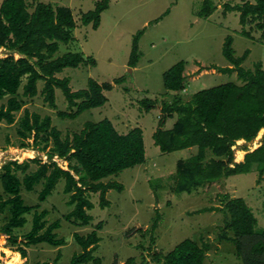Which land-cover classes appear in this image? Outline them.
Masks as SVG:
<instances>
[{
    "label": "rangeland",
    "instance_id": "374dc122",
    "mask_svg": "<svg viewBox=\"0 0 264 264\" xmlns=\"http://www.w3.org/2000/svg\"><path fill=\"white\" fill-rule=\"evenodd\" d=\"M26 1L29 6L43 1L71 8L76 21V27L72 30L74 37L67 44H60L54 56L70 51L95 61L94 65L86 61L77 68H66L57 76H69L72 91L86 88L88 78L98 83L109 82L112 89L104 91L107 98L104 105L85 110L74 118H62L59 111L74 112L76 107L68 105L59 88L55 90V106H50L40 93L42 81H38V92L33 97L23 96L20 87L16 97L21 102V108L15 112V121L12 124L0 122V167L9 160L18 163L29 161L28 170H32L37 167L36 161L32 159L37 157L41 163H49L51 160L47 151L53 146L52 140L41 151L29 146L20 147L21 138L16 128L25 108L41 116L49 115L51 125L61 132V138L72 137L85 121H99L103 118H108L119 133L139 127L143 132L145 162L111 177L118 180L123 189L120 193L113 189L106 192L105 197L109 201L107 206L99 205L97 192L90 194L93 207L88 212L92 220L84 226H76L65 219L72 205L68 204L69 197L62 192L63 183L61 185L60 181L44 202L37 198L42 183L35 184L29 191L22 187L21 197L26 204L38 205L37 211L43 208L48 210L44 217L46 226L59 220V228L53 231L57 237L65 240V244L58 247L47 243L25 245L20 243L23 237L18 238V243L13 245L3 241L0 243V264H7L14 252L19 253V248L26 252L25 258L20 254L21 264H68L74 253L81 252L74 234L87 235L93 230L100 238L93 252L100 259V264H124L128 259L134 264L142 261L144 264H164L162 261L155 262L154 255L162 256L186 238L198 244L203 240L209 242L210 248L205 252L204 264H241L234 245L218 238L224 229V220L229 221L228 211L220 209L222 205L219 194L227 193L228 198H243L256 219L254 230L260 232L264 229V173L261 176L257 171L239 173L207 185L192 187L188 192H176L174 187L179 178L177 162L189 161L196 155L197 148L192 146L163 153L154 144L152 134L157 129L163 102L172 103L180 99L183 103L200 89L228 81L241 83L235 71L223 73L206 67L210 64L230 66L222 54V43L227 34L233 37L236 56L241 55L245 49L250 50L242 66L253 69L255 63L260 62L264 69V39L258 40L261 39V32L253 26L254 23H249L245 29H251V37L241 35L239 12L224 10L226 3L241 5L245 1L255 0H210L212 12L207 18L196 15L201 0H108V8L101 12L100 24L96 29L91 24H80V17L101 0ZM165 10L169 12L165 13ZM139 30L143 31L139 39L141 56L136 66L131 68L128 66L131 42ZM7 55V50L0 47V58ZM14 57L17 58L18 54H14ZM180 60L185 61V88L181 92L167 91L163 87L162 73ZM120 77L124 81L115 83ZM7 97L0 99V105L6 102ZM143 100H151L155 105L147 111L145 107L148 103L143 102V106ZM175 121L176 115L167 118L163 129L171 127ZM262 133L260 130L251 142L236 141L232 146L233 161H243L247 152L258 147ZM240 150L243 151L242 156L238 155ZM211 157L213 155L207 149L202 163ZM221 159L226 160L227 157ZM56 161L60 167H66V161ZM231 165L233 162H230ZM17 175L23 177L20 170ZM108 180L110 178H103L102 181ZM0 193H4L1 184ZM8 196L3 194L4 198ZM210 206H217L218 209L201 211ZM33 210L24 215L26 222L14 230L16 235L23 236L28 232ZM155 215L159 217V224L153 231L151 219ZM9 216L8 211L0 214V225ZM99 222L101 228L96 227Z\"/></svg>",
    "mask_w": 264,
    "mask_h": 264
},
{
    "label": "trees",
    "instance_id": "16d2710c",
    "mask_svg": "<svg viewBox=\"0 0 264 264\" xmlns=\"http://www.w3.org/2000/svg\"><path fill=\"white\" fill-rule=\"evenodd\" d=\"M108 4V0L95 3L92 9L81 14L80 24H91L96 29L100 24V14L108 8ZM224 10L239 12L241 35L250 38L251 29H245V26L254 23L253 26L261 32V39L258 40L264 39V0L245 1L241 5L226 3ZM168 12L165 10V13ZM211 12L210 0H201L196 15L207 18ZM75 27L72 10L67 6H54L43 1L29 6L26 0H1L0 47L5 48L8 55L0 58V99L8 97L0 105V122L12 124L15 121V112L21 108V102L16 97L18 89L22 88L23 96L33 97L38 92V81L43 82L40 93L48 105L55 106V90L59 88L68 105L76 107L74 112L59 111L62 118H74L85 110L105 104L107 98L104 91L112 89L111 83H98L88 78L86 88L72 91L69 86L70 77L57 76L64 69L77 68L86 61L94 65L93 58H83L78 52L68 51L54 56L60 44H67L73 39L72 30ZM142 33L139 30L132 38L128 59L131 68L136 66L141 56L139 39ZM249 53L250 50L245 49L241 55L236 56L233 37L227 34L222 43V54L230 66L211 64L207 68L223 73L235 71L241 83L228 81L200 89L183 103L180 99L162 103L157 129L152 134L154 144L163 153L192 146L197 148L196 155L189 161L177 162L179 178L174 187L176 192H188L192 187L207 185L239 173L257 171L259 176L264 173V69L260 62H256L253 69L242 66ZM14 54H18V57L15 58ZM184 65L185 61L180 60L162 73L165 90L181 92L185 88ZM123 81L120 77L115 83ZM143 102L148 103V108L145 107L147 111L155 105L151 100H143L142 105ZM174 115L176 121L173 125L163 129L167 118ZM260 130L263 131L260 145L247 152L243 161L234 162V143L243 140L251 142ZM16 133L21 138L20 147L29 146L37 151L44 150L52 140L53 146L47 151L51 160L49 163H41L37 157L32 159L37 163V167L32 170H28L29 161L18 163L9 160L0 167V184L3 192L9 195L4 198V193H0V214L10 212L7 220L0 225V243L17 244L18 238L23 237L20 243L25 245L47 243L58 247L65 244V240L57 237L53 231L59 228V220L46 226L44 217L48 210L43 208L37 211L38 205L26 204L21 197L22 187L29 191L35 184L42 183L37 198L44 202L60 181L61 185L63 183L62 192L68 195L67 202L72 205L65 219L76 226H84L92 220L88 212L93 207L90 194L97 192L99 205H108L106 192L114 189L120 193L123 189V185L111 177L145 162L142 129L134 127L126 133H119L108 118L85 121L72 137L61 138V132L51 125L49 115L41 116L25 108L18 120ZM207 149L213 157L202 163ZM242 152L238 151V155L242 156ZM224 156L226 160L221 159ZM57 159L66 161V167H60ZM230 162H233V166H230ZM18 170L23 177L17 175ZM103 178L110 180L102 181ZM219 196L222 205L220 209L228 211L229 221L224 220V229L218 238L234 245L241 264H264V229L255 232L256 219L243 198H228L227 193ZM32 209L30 229L23 236L16 235L14 230L25 224L24 215ZM216 209L217 206H210L201 211ZM151 220V229L154 231L159 224V217L155 215ZM96 227L101 228L100 222ZM74 240L81 252L74 253L68 264H100V259L93 254L100 240L94 230L87 235L76 233ZM209 248L208 241L203 240L198 244L186 238L162 256L154 255V261H162L164 264H204L205 252ZM18 251L20 253L14 252L7 264H21L26 252L21 248ZM124 264L134 263L128 259Z\"/></svg>",
    "mask_w": 264,
    "mask_h": 264
},
{
    "label": "clouds",
    "instance_id": "9594fccd",
    "mask_svg": "<svg viewBox=\"0 0 264 264\" xmlns=\"http://www.w3.org/2000/svg\"><path fill=\"white\" fill-rule=\"evenodd\" d=\"M210 65H211V64H210ZM214 65H215V64H214ZM207 66H209V65H207ZM207 66H206V67H207ZM214 70H215V69H214ZM215 71H216V70H215ZM252 150H253V149H252ZM252 150H251V151H252ZM113 190H114V189H113ZM106 206H107V205H106ZM104 207H105V206H104ZM172 248H173V247H172ZM19 253H20V252H19Z\"/></svg>",
    "mask_w": 264,
    "mask_h": 264
},
{
    "label": "water",
    "instance_id": "95a60500",
    "mask_svg": "<svg viewBox=\"0 0 264 264\" xmlns=\"http://www.w3.org/2000/svg\"><path fill=\"white\" fill-rule=\"evenodd\" d=\"M130 69V68H129Z\"/></svg>",
    "mask_w": 264,
    "mask_h": 264
}]
</instances>
